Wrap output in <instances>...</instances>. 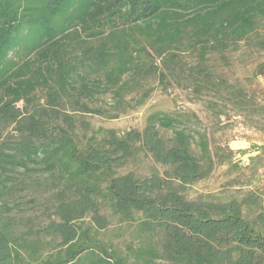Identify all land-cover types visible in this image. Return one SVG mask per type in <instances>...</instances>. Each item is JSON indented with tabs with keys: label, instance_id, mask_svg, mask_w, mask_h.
<instances>
[{
	"label": "trees",
	"instance_id": "16d2710c",
	"mask_svg": "<svg viewBox=\"0 0 264 264\" xmlns=\"http://www.w3.org/2000/svg\"><path fill=\"white\" fill-rule=\"evenodd\" d=\"M253 55L264 0H0V264H264L263 187L187 193L239 171L195 112L90 121L179 89L211 127L264 129V90L224 72Z\"/></svg>",
	"mask_w": 264,
	"mask_h": 264
},
{
	"label": "rangeland",
	"instance_id": "374dc122",
	"mask_svg": "<svg viewBox=\"0 0 264 264\" xmlns=\"http://www.w3.org/2000/svg\"><path fill=\"white\" fill-rule=\"evenodd\" d=\"M236 56V55H235ZM233 56V64L231 68L225 69L226 75L233 81H241L246 86H255V88L264 90V73L259 76L253 83L251 80V72L254 70L258 62H262V58L253 55L257 60L243 61L239 57ZM185 110L195 112L203 124L210 130L213 144L227 146L234 152L233 161L239 166V171H229L226 165L216 166L210 177L202 182L190 187L187 191L189 197L195 198L199 195L220 193L228 182H232L235 178H239V182L252 181V188H264V153H260L256 148H264V129H255L243 123L239 117L231 115L229 118L221 119L216 127H211L208 113L204 110L202 104L191 103L186 98L184 92L179 89H169L167 92L156 90L150 99L137 110L130 111L126 115H122L117 119L107 120L103 118H91L93 127H104L116 129L119 132H125L131 129H142L145 124L146 116L154 111ZM211 127V128H210ZM261 155L260 165L254 173L252 168H248L249 158ZM140 168L133 164L131 168ZM250 167V166H249ZM28 202V200H25ZM30 201V200H29ZM115 221H113L112 224Z\"/></svg>",
	"mask_w": 264,
	"mask_h": 264
}]
</instances>
